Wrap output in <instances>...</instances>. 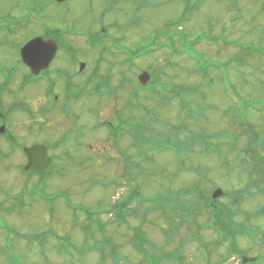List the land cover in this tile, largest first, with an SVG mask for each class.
I'll list each match as a JSON object with an SVG mask.
<instances>
[{
	"label": "rangeland",
	"instance_id": "obj_1",
	"mask_svg": "<svg viewBox=\"0 0 264 264\" xmlns=\"http://www.w3.org/2000/svg\"><path fill=\"white\" fill-rule=\"evenodd\" d=\"M183 1L72 0L56 5L0 0V17L13 21L28 9H42V29L55 32L76 51L68 60L71 68L85 62L81 81L92 72L98 82L78 100L64 95L69 89L56 90L57 101L44 95L41 84L22 90L12 84L31 113L9 111L11 136L28 146H48L54 161L44 171L25 174L17 167L25 164L24 156L1 143L0 205L4 201L5 211L0 208V264H236L237 259L224 263L234 242L247 247L241 249L246 258L264 252L256 248L264 243V215L251 224L239 213L235 222L228 218L230 209L240 212L245 192L255 197L246 198L244 214L264 211V0H186L195 8L190 13ZM182 16L185 20L170 33L165 30ZM35 23H18V29L11 25L16 36L10 42L42 34ZM72 29L86 30L98 46L91 49L84 38L64 33ZM160 31L169 34L154 38ZM151 42L157 47L149 54L131 66L123 63L120 51ZM99 55L106 62L103 57L98 62ZM0 59L9 69L17 66L12 47L0 46ZM144 72L146 84L158 86L139 89L137 76ZM75 86L81 82L69 87ZM3 100L10 103L7 96ZM45 105L53 111L48 113ZM63 133L64 146L51 149ZM176 141L181 144L177 153L161 148L174 147ZM217 188L223 193L215 202L224 225L230 229L243 221L260 226L255 241L234 235L232 242L222 243L218 232L206 226L211 210L203 202L211 201ZM186 189L187 197L177 196ZM169 193L174 195L164 207L173 214L166 219L161 203L150 201ZM130 194L140 201L125 209L115 206ZM183 203H194L199 211L190 229L181 220ZM85 209L103 214L86 215ZM135 229L153 246H145L148 261L133 248ZM171 230L175 233L168 240ZM188 236L191 240L184 242ZM173 251L181 252L161 260Z\"/></svg>",
	"mask_w": 264,
	"mask_h": 264
},
{
	"label": "flooded vegetation",
	"instance_id": "obj_2",
	"mask_svg": "<svg viewBox=\"0 0 264 264\" xmlns=\"http://www.w3.org/2000/svg\"><path fill=\"white\" fill-rule=\"evenodd\" d=\"M21 19H22V17H20L17 21L15 19L13 21L10 16L4 17V18L0 17V31L2 32L3 37L7 38V39L0 40V43H1L0 46L3 47L5 45V47H12V50L14 51L16 59H17V61H16L17 66L12 67L11 69H9V66L4 64V61L0 59V132L2 131V133H0V146L3 144V147H6L10 151H13V152L19 153V154L21 153V150L24 146L30 147V146L37 145V144L36 143L30 144L28 146L25 143L18 140L17 137H13L10 134L11 127L8 126L9 122H10L9 111L16 110L17 112L19 111V112L31 113V105L27 104V102L25 100H22L18 97L16 90H14L12 88L13 87L12 84L16 82L15 85L17 84L18 90L28 89L30 86H35V85L41 84L44 86V95L52 97V99H54L55 101H57L58 99L60 100V96L56 94V90L58 91L61 88L62 89L64 88L65 90L69 89L68 93L66 92V93H64V95L65 94L67 96H69L71 94L75 95L77 93L75 90L85 85V81H84L85 78H83V80H82L83 82L81 81V78L83 77V75L78 74L76 72V68H74V67L71 68L69 61H68V60L72 59L71 57L73 56V54L76 53V51L57 50V53L55 55V59L52 61L50 66L46 70L38 72L39 74L38 75L36 74V76L32 74L31 70L28 67L23 65V63L20 59V53H19L20 48L27 41H29L32 38L41 36L44 39H47V38H52L53 35H52V33L46 31L47 30L46 28H45V30H43L44 28L43 29L41 28L43 33L40 35L34 34V35L30 36L29 38H26L23 42H19V41L10 42V39H13V37L16 36V34L13 33V30L10 28L11 25L14 24L15 29H18V27H17L18 23H20V24L23 23V26H26L30 22H32V20L30 18H27L26 19L27 21H23V22L21 21ZM28 21H30V22H28ZM33 22H35V21H33ZM56 62L62 64V66L61 67H59V66L53 67L52 65L55 64ZM18 67H19V70L17 71ZM20 72H23V73H20ZM17 73H20L21 76L19 77V80L16 81V77L18 76ZM14 79H15V81H14ZM72 81L76 82V84L81 82V86H79V87L75 86L74 90H71V88L69 86H70ZM52 93H55V94H52ZM4 96H7L10 98V103L7 105L3 104V101H4L3 97ZM49 104L53 105L50 102H49ZM48 108H49L48 105H45L44 109L48 113L53 111V110L52 111L49 110ZM52 145H53V143L50 144L49 146H52ZM46 147H47V153H48L47 155H49L51 157V159H53V157L49 154L50 148L48 146H46ZM0 151H1V148H0ZM24 165H18L17 167L19 169H21V168H23ZM224 198H226V197H224ZM252 199H254V198H251V200ZM246 204H247L246 203V197H243L242 200L240 201V204H239V208H240L239 214L241 215L240 217H242V218L243 217L246 218V216L249 215V214H244V213H246V210H245ZM230 211H231V209L228 212H230ZM253 214L259 215L258 210L256 209L253 212ZM236 217L239 218L238 213H237ZM242 223H244V222L242 221ZM242 228H244V230H246L248 227L245 225ZM259 231H260V229L258 228L257 233ZM256 237H257V234H256L255 238ZM244 245H246V244H244ZM261 247L264 249V243L262 245L256 247V248H261ZM238 248L240 250L242 248H245L244 250L247 249L246 246H244L242 248L238 246ZM241 254H244L243 250H241ZM254 256H252V257L250 256V257L246 258L245 255H242L241 260L238 257H232V258L229 257L230 259L225 260L224 263L231 262V260L237 259L236 264H264V252H258ZM252 259H256V260L253 262V261H251Z\"/></svg>",
	"mask_w": 264,
	"mask_h": 264
},
{
	"label": "trees",
	"instance_id": "obj_3",
	"mask_svg": "<svg viewBox=\"0 0 264 264\" xmlns=\"http://www.w3.org/2000/svg\"><path fill=\"white\" fill-rule=\"evenodd\" d=\"M233 1H235V0H233ZM176 24V21H170V22H168L167 24H166V27H165V30L168 32L172 27H174V26H176L175 25ZM103 29H105V28H103ZM167 32H159V33H154V38H156L157 39V37H158V35H160L161 37L164 35V36H168V34L170 33V31H169V33H167ZM167 33V34H166ZM175 34H178V33H175ZM153 38V39H154ZM181 38H182V40L183 41H185V37H183V36H181ZM88 39V42H89V44H90V48L91 49H94L96 46H98V41H97V39H95L94 38V36H92V35H89V37L87 38ZM169 40H172V38H168V41ZM151 41V40H150ZM155 47H157L156 45H155V42H151V44L149 45V46H142V47H137L136 49H134V51H132V52H130V54H132V58H133V60L135 61L136 59H139V58H142V57H144V56H146L147 54H149V52L151 51L150 49L152 48L153 50H154V48ZM248 50V49H247ZM101 51H104V49L102 48L101 49ZM89 78H91V77H89ZM95 79V77H93V78H91L90 79V81H93L94 83H96L97 82V80H94ZM111 88V87H110ZM155 93V92H154ZM245 117L243 118V120L242 121H240L239 122V125H241V126H244V125H246L245 124ZM248 126V125H247ZM251 128V127H250ZM175 129V128H174ZM173 129V130H174ZM175 136H178L177 135V133H175L174 134ZM189 139V138H188ZM205 140V137L204 138H201L200 140ZM181 145V144H180ZM180 145H178L177 144V141H176V143H175V145H174V147H170L169 149H174L175 151H176V153L180 150V148H179V146ZM190 146V145H189ZM191 147V146H190ZM166 148H168V147H166ZM190 194V190L189 189H186V190H181L180 191V193L179 194H177V196H186L187 197V195H189ZM131 195L132 194H130V198H128V196H126V198L124 199V200H122L121 202H117V204L116 205H118V204H120V206L121 205H124V209L127 207V205L128 204H130V203H132L134 200H139L140 201V198H139V196H136L135 197V199L133 198V197H131ZM174 194H166V195H163V196H158V200H156V201H153V203H161V211H162V213H163V216L166 218V219H170L171 217H172V209H171V207H164V206H166V205H168V202L170 201V199H171V197L173 196ZM203 203H205L206 204V202H203ZM215 203V202H214ZM164 204V205H163ZM194 203H192V204H190L189 206H186L185 205V203H183V205H182V208L180 209L181 211H182V214H180V216H181V220H182V222H184L185 223V225H187V227L190 229L192 226H195V224H197V222L194 220V219H197V217H198V212L199 211H197V210H195L193 207H194ZM119 206V205H118ZM210 208V210H211V212L209 213L210 214V216H211V218H210V220H209V222L206 224V226L207 227H210V228H212V229H214L215 231H218L219 232V234H220V240H222L223 239V236L224 235H222V234H224V230L222 229L223 228V226H224V223H223V221L221 220V218H219L220 216H218L219 215V213H221V212H219V208H216V207H214V206H209ZM0 208H1V211L2 212H4L5 211V209L3 208V207H1L0 206ZM170 210V211H169ZM125 211V210H124ZM148 211H150V209L149 210H145V214L144 215H146V212L148 213ZM231 217H233L232 215H230L229 216V218H231ZM232 219V218H231ZM218 229V230H217ZM224 232H223V231ZM135 232H134V236H133V238H134V240L132 241V245H133V248L137 251V253H142L143 255H144V258H145V260L146 259H148V256H146L145 254L146 253H143V252H146V249H145V246L146 245H151L150 243H148L147 242V240H146V238L143 236V235H141L140 234V231H138V229H135L134 230ZM11 232H13V231H11ZM139 232V233H138ZM173 233H175L174 232V230H171V232L170 233H166V238L168 239V240H170V237L169 236H172V234ZM169 235V236H168ZM52 236H53V238H55L54 237V234H52ZM230 237H232V236H230ZM222 238V239H221ZM56 240V239H55ZM189 240H191V238L188 236L185 240H183L184 242H187V241H189ZM151 248L153 247L152 245L150 246ZM38 248H40V252L41 253H43V249H44V247L41 245L40 247H38ZM176 251V250H175ZM175 251H173V252H170V253H165L164 255H161V260L163 259V258H166V259H173V258H175V256L176 257H178L179 255V253L181 252V251H179V252H175ZM62 254V253H61ZM60 254V255H61ZM157 264V263H156Z\"/></svg>",
	"mask_w": 264,
	"mask_h": 264
},
{
	"label": "water",
	"instance_id": "obj_4",
	"mask_svg": "<svg viewBox=\"0 0 264 264\" xmlns=\"http://www.w3.org/2000/svg\"><path fill=\"white\" fill-rule=\"evenodd\" d=\"M56 3H62L69 0H54ZM57 50L56 42L42 38H36L30 41L21 49V58L23 62L30 66L33 72H39L46 69L50 61L54 58ZM148 75L144 72L138 76V82L145 85L148 81ZM25 156L27 157V164L25 170L42 171L49 167L51 160L46 155V148L44 146H32L24 149ZM220 190H216L213 198H218L221 195Z\"/></svg>",
	"mask_w": 264,
	"mask_h": 264
}]
</instances>
